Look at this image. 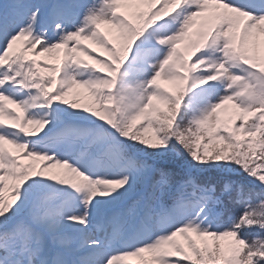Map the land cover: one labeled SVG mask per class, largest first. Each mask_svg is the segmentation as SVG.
I'll return each mask as SVG.
<instances>
[{
    "label": "snow or ice",
    "instance_id": "1",
    "mask_svg": "<svg viewBox=\"0 0 264 264\" xmlns=\"http://www.w3.org/2000/svg\"><path fill=\"white\" fill-rule=\"evenodd\" d=\"M0 264H264V0H0Z\"/></svg>",
    "mask_w": 264,
    "mask_h": 264
}]
</instances>
